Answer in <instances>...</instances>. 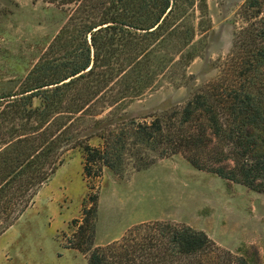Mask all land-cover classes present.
Masks as SVG:
<instances>
[{
    "label": "trees",
    "instance_id": "obj_1",
    "mask_svg": "<svg viewBox=\"0 0 264 264\" xmlns=\"http://www.w3.org/2000/svg\"><path fill=\"white\" fill-rule=\"evenodd\" d=\"M43 1L67 19L20 89L0 95V235L77 147L88 185L106 167L122 175L130 164L139 171L183 154L199 169L264 193L261 48L236 63L232 81H215L151 121L126 111L162 75L195 59L190 10L206 0ZM95 137L99 145L90 143ZM98 199L88 194L76 240L66 246L86 253L88 264H252L204 230L173 221L141 222L95 245Z\"/></svg>",
    "mask_w": 264,
    "mask_h": 264
},
{
    "label": "rangeland",
    "instance_id": "obj_2",
    "mask_svg": "<svg viewBox=\"0 0 264 264\" xmlns=\"http://www.w3.org/2000/svg\"><path fill=\"white\" fill-rule=\"evenodd\" d=\"M251 2L206 0L191 9L197 56L187 67L178 65L162 75L126 111L139 121H151L150 115L182 106L215 81H232L236 63L251 57L249 50L264 52V0ZM66 19L63 9L43 0H0V95L20 89ZM90 143L101 140L95 137ZM83 164L80 147L67 152L64 164L0 235V264H88L86 253L66 246L76 240L90 192L99 194L95 245L141 222L173 221L204 230L221 248L244 255L252 264H264L263 192L199 169L183 154L158 159L139 171L130 164L122 175L106 167L89 185Z\"/></svg>",
    "mask_w": 264,
    "mask_h": 264
},
{
    "label": "crops",
    "instance_id": "obj_3",
    "mask_svg": "<svg viewBox=\"0 0 264 264\" xmlns=\"http://www.w3.org/2000/svg\"><path fill=\"white\" fill-rule=\"evenodd\" d=\"M123 234H121L120 236H118L117 238H115V239H118L119 237H121ZM115 239H113V240H115ZM113 240H110V241H113ZM110 241H108V242H110ZM69 249V248H68Z\"/></svg>",
    "mask_w": 264,
    "mask_h": 264
}]
</instances>
